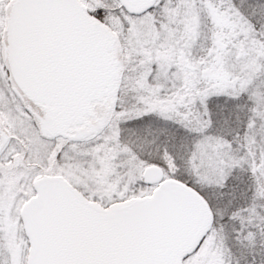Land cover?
<instances>
[{
  "label": "snow or ice",
  "instance_id": "1",
  "mask_svg": "<svg viewBox=\"0 0 264 264\" xmlns=\"http://www.w3.org/2000/svg\"><path fill=\"white\" fill-rule=\"evenodd\" d=\"M0 264H264V0H0Z\"/></svg>",
  "mask_w": 264,
  "mask_h": 264
}]
</instances>
